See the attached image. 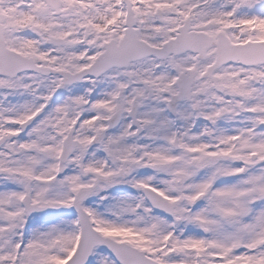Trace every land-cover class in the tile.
Here are the masks:
<instances>
[{
	"label": "snow or ice",
	"instance_id": "6c2138e0",
	"mask_svg": "<svg viewBox=\"0 0 264 264\" xmlns=\"http://www.w3.org/2000/svg\"><path fill=\"white\" fill-rule=\"evenodd\" d=\"M0 264H264V0H0Z\"/></svg>",
	"mask_w": 264,
	"mask_h": 264
}]
</instances>
